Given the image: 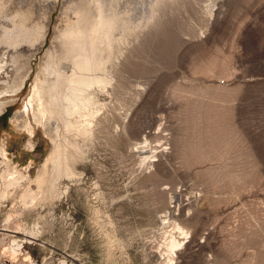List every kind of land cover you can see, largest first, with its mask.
<instances>
[{
	"label": "rangeland",
	"instance_id": "obj_1",
	"mask_svg": "<svg viewBox=\"0 0 264 264\" xmlns=\"http://www.w3.org/2000/svg\"><path fill=\"white\" fill-rule=\"evenodd\" d=\"M48 1L31 77L0 95V264H167L166 235L180 242L172 264H264V0L165 3L153 25L115 48L92 136L62 132L58 147L30 104L70 8ZM67 140L81 150L75 177L43 199L37 179ZM6 161L24 176L19 189L5 186Z\"/></svg>",
	"mask_w": 264,
	"mask_h": 264
},
{
	"label": "bare ground",
	"instance_id": "obj_2",
	"mask_svg": "<svg viewBox=\"0 0 264 264\" xmlns=\"http://www.w3.org/2000/svg\"><path fill=\"white\" fill-rule=\"evenodd\" d=\"M13 1L0 0V95L24 87L32 72L34 58L45 45L50 29V7L44 4L45 0ZM168 1L171 0H68L70 8L65 10L58 23V35L43 60L41 74L44 80L38 87V94L30 100L36 121L46 118V130L57 147L61 144L62 132L75 138L89 139L92 136L100 111L96 92L101 96L110 93L113 78L108 68L116 59L115 48L125 41L126 36L146 29L158 20ZM67 11L72 17L68 18ZM131 15L136 17L135 23L131 22ZM123 16L127 17L126 21L122 20ZM7 108L6 104L0 106V116ZM28 118L25 111L20 119L23 125H29ZM70 141L67 140L65 151H55L50 158L49 162L53 164L51 174L48 175L45 166L37 179L39 187L44 188L43 199L57 197L61 178L75 177L73 164L80 158L81 150H76L77 145ZM144 143L137 145L140 155L147 153ZM154 157L149 159L152 164L156 162L152 161ZM4 166L5 186L19 189L24 176L9 162L6 161ZM31 196L29 193L27 198L37 199ZM179 199V193L170 198L167 211L161 216L163 226L172 219ZM176 229L185 236L188 233L179 226ZM165 237L167 252L161 257L172 264L180 242L172 235Z\"/></svg>",
	"mask_w": 264,
	"mask_h": 264
}]
</instances>
